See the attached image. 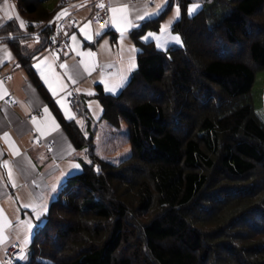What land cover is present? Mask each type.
Here are the masks:
<instances>
[{"label":"trees","instance_id":"1","mask_svg":"<svg viewBox=\"0 0 264 264\" xmlns=\"http://www.w3.org/2000/svg\"><path fill=\"white\" fill-rule=\"evenodd\" d=\"M20 3L35 19L61 8ZM176 3L181 42L142 39ZM130 34L136 70L117 94L98 84L95 97L113 132L127 122L131 153L101 155L59 114L87 162L61 186L23 264H264V123L252 95L264 71V0H169ZM11 45L44 93L30 62L45 44L31 55ZM73 101L89 124L84 98Z\"/></svg>","mask_w":264,"mask_h":264},{"label":"crops","instance_id":"2","mask_svg":"<svg viewBox=\"0 0 264 264\" xmlns=\"http://www.w3.org/2000/svg\"><path fill=\"white\" fill-rule=\"evenodd\" d=\"M60 1L42 0V4L51 12L61 7ZM105 1L111 7L128 4L130 24L118 19L107 29L105 24L90 19V2L75 0L68 8V15L76 20L78 27L72 28L68 19L64 22L65 29L70 30L69 41L58 56L46 50L51 19L32 18L20 0L7 1L6 15L5 1H0V25H3L0 27V68L12 73L9 80H0V264H12L5 258L14 243L20 244V252H27L21 242L30 243L63 183L71 174L82 170L83 159L87 160L86 149L74 145L59 120L61 114L67 121L75 120L85 128L86 119L76 115L69 98H84L91 114L93 106L97 112L100 110L95 99L89 100L95 97L98 84L107 93L120 92L137 68L139 49L130 34L137 27L131 24L140 26L157 17L169 3L168 0H154L152 4L148 0ZM157 5L161 6L158 12ZM144 10L157 14L137 20V14L142 15ZM8 15L13 19L9 20ZM20 20L27 22L24 28H20ZM29 22L34 23L30 26ZM11 42L21 44L27 55L45 44L30 62L44 93L17 57ZM5 50L11 54L10 59ZM61 64L66 67L61 68ZM113 87L114 91L108 90ZM10 95L11 100L7 101ZM37 110L41 112L29 119ZM4 133H8L7 139ZM36 134L41 142L35 139ZM16 152L19 154L14 155ZM37 213H40L38 218ZM26 258L19 256L18 262L23 264Z\"/></svg>","mask_w":264,"mask_h":264},{"label":"rangeland","instance_id":"3","mask_svg":"<svg viewBox=\"0 0 264 264\" xmlns=\"http://www.w3.org/2000/svg\"><path fill=\"white\" fill-rule=\"evenodd\" d=\"M193 4L199 5L196 11L201 6L200 3H193ZM191 6L192 4L189 7ZM177 7L179 8L178 4L177 3L174 4L173 7L171 8V11L162 20L161 27H163L165 24H168L171 21L170 26L168 27L166 32L161 33L160 31L156 32L153 30H148L146 32V34L149 32L155 33L157 36L160 37L159 41L155 40L156 46L158 43L162 45L161 47H159L160 49H165L169 44L176 43L174 40L171 39V37L179 36L178 33H175L171 28L173 21H175L173 17L175 16ZM60 10L61 8L55 12L54 16L58 15ZM145 35L142 36V39ZM252 95L255 106V113L257 114L259 119L264 123V71H260L257 73L256 81L252 90ZM94 99L96 100V105L98 106V109L100 108V110H98L97 112V108H95L94 106L93 108H91L92 109V113L90 114L91 122L85 125V130L87 131V134H92L95 137V142L97 144L99 153L101 155L109 156V157L117 156V158H124L128 156L131 153V144L128 140L127 122L123 121L121 128L119 130H116V132H113L112 130H115V128L108 125L106 121H100L101 115L103 113V107L97 98L92 97L89 100L93 101ZM83 161L84 163L87 162L86 159L85 160L83 159ZM35 234L36 232L32 235L30 243L27 241L28 245L26 242H21L22 247L27 252H20L18 258L19 256H27L26 259L28 260L31 250V244Z\"/></svg>","mask_w":264,"mask_h":264},{"label":"built area","instance_id":"4","mask_svg":"<svg viewBox=\"0 0 264 264\" xmlns=\"http://www.w3.org/2000/svg\"><path fill=\"white\" fill-rule=\"evenodd\" d=\"M5 1V0H0ZM14 1V0H7ZM75 0H61L62 8L58 15L54 16L48 27L50 31L48 32V44L46 50L52 52L55 55H60L64 48L67 46L68 38H69V30L65 29L64 22L68 18L70 22V26L72 28H77V22L73 18L68 16V7L74 3ZM91 3L92 11L90 14V18L94 22L104 23L108 28L112 26V12L110 11L111 4L105 0H88ZM150 4L154 3V0H148ZM104 4L105 7L102 9L98 5ZM59 16V18H57ZM34 22H29V25H33ZM111 25V26H109ZM12 73L10 71H4L0 68V80L7 81L11 78ZM6 100H11V95L6 97ZM70 103H73V98H70ZM41 111L37 110L34 113L28 116L29 119H32L34 115L39 114ZM35 139L38 142H41L40 137L36 134ZM21 247L19 243H14L7 251L6 262L15 263L18 259L17 255L20 251Z\"/></svg>","mask_w":264,"mask_h":264},{"label":"snow or ice","instance_id":"5","mask_svg":"<svg viewBox=\"0 0 264 264\" xmlns=\"http://www.w3.org/2000/svg\"><path fill=\"white\" fill-rule=\"evenodd\" d=\"M98 6H99L100 8H102V9L105 7V5L102 4V3L99 4ZM7 7H8V6H7V0H5L4 10H5L6 15H7ZM156 7H157V12H158V11L160 10L161 6H160V5H157ZM198 7H199V5H197V4H192V6L189 7V8L187 9L188 15H192V14L196 11V9H197ZM128 9H129V5H128V4H124V5L119 6V7H116V6L111 7V8H110V11L113 13L112 20H111V24H116V23L118 22V19H119V20H123L126 24H130V21L128 20ZM157 12L149 13L147 10H144V12H143L142 15L139 14V13L137 14L136 19H137V20H143V19L148 18L150 15H156ZM117 14H121V15L117 16ZM179 15H180V10H179V8L177 7L176 12H175V16L173 17V19L178 18ZM57 18H59V16H58ZM8 19L11 20V19H13V17H12L11 15H8ZM26 23H27V22H25V21H23V20H20V22H19V26H20V28H24V27L26 26ZM89 23H90V22H89ZM170 23H171V21H170L168 24H165L163 27H161L160 32H161V33L166 32L167 29H168V27L170 26ZM2 26H3V25H0V27H2ZM86 26H87V25H86ZM109 26H111V25H109ZM131 26H133V27H139V25H137V24H131ZM100 34H101L100 32H97V35H100ZM72 39L75 40L76 37L73 36ZM143 39H144L146 42H149V41H151V40H157V41H159V40H160V37L157 36L155 33L149 32V33H147V34L143 37ZM171 39L174 40L176 43H180V38H179V36H173V37H171ZM161 46H162L161 44H159V43L157 44V47H161ZM5 55H6L9 59L11 58V54H10L9 52H7V50H5ZM60 67H61V68H64V67H66V65L61 64ZM108 90H109V91H114L115 88H114V87H113V88H109ZM44 111L47 113V111H48L47 108H45ZM68 118H69V119H72L73 117L68 116ZM32 122H33V124L36 123L35 118L33 119ZM4 137H5V139H7V138H8V133H4ZM15 154H19V153L16 152V153H14V155H15ZM73 167H79V166H78V165H74ZM9 176H11V172H9ZM25 207H28V205H25ZM43 210L46 211V210H47L46 207H44ZM39 215H40V213H37V218L39 217Z\"/></svg>","mask_w":264,"mask_h":264}]
</instances>
